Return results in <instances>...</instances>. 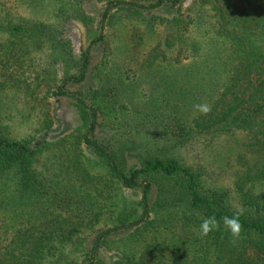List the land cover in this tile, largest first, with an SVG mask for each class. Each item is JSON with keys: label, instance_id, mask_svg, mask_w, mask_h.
<instances>
[{"label": "trees", "instance_id": "obj_1", "mask_svg": "<svg viewBox=\"0 0 264 264\" xmlns=\"http://www.w3.org/2000/svg\"><path fill=\"white\" fill-rule=\"evenodd\" d=\"M13 1L0 0V104L13 91L22 95L19 109L48 115L52 96L68 98L79 129L59 175L46 177L35 163L47 141L11 139L0 114V190L19 224L0 264H104L100 253L111 248V264H264V0ZM44 7L53 9L46 19L19 11ZM75 24L94 32L78 55ZM118 24L128 28L127 61L111 47ZM95 46L101 57L93 64ZM90 77L87 90L66 88ZM201 103L207 114L195 110ZM101 128L107 136L99 139ZM235 132L262 156L236 177L238 209L175 155L177 143ZM125 193H139L136 208L120 203ZM114 207V225L80 249L79 236ZM234 213L236 240L221 221ZM213 215L220 226L200 236L201 218ZM76 241L82 253L69 260L64 252Z\"/></svg>", "mask_w": 264, "mask_h": 264}, {"label": "rangeland", "instance_id": "obj_2", "mask_svg": "<svg viewBox=\"0 0 264 264\" xmlns=\"http://www.w3.org/2000/svg\"><path fill=\"white\" fill-rule=\"evenodd\" d=\"M189 3L190 0H186L184 7ZM11 4L15 6L17 3L16 1L9 0V6H13ZM99 6L94 5L90 7V13L94 14L98 11L100 9ZM52 10L51 7H44L38 10L19 8L22 15L34 19H46ZM173 10L165 8L162 13L164 16H170ZM71 32L75 52L78 55L89 45L94 32H92V29L86 31L78 24L73 26ZM110 34L111 47L116 58L119 61L129 60L128 28L120 24L114 25L110 28ZM89 54L92 57V63L95 64L100 60L101 49L95 46ZM94 84L95 80L90 77L80 86L68 84L66 88L70 92L76 89L87 90ZM21 97L22 95L15 94L11 91L3 96L0 104V114L4 117V125L8 127L9 137L18 141L27 139L46 140L48 147L38 155L35 166L46 177H53L56 174L59 175V162L61 161L63 149L67 146L68 139L75 136L79 129L78 116L72 105V101L68 98L64 99L52 96L49 100L48 117L47 113H42L37 108L22 107L19 109L17 103L21 100ZM49 119L50 125L48 127ZM106 136L107 133L103 128L96 133V137L99 139L105 138ZM175 155L179 156L187 165L202 169L205 177V186L210 189L224 191L228 195L230 203L236 209L239 208L237 194L234 188L236 177L241 175L246 168L253 167L255 163H258L259 159H262L261 155L252 152L248 148L246 136L240 132L216 136L200 135L186 143H177ZM91 170L92 173H102L99 165L92 166ZM63 175H65V172ZM59 177L62 178V175ZM124 196V200H120V203L124 201L131 208H136V203L140 197L139 193H125ZM13 209L14 207L11 206L8 196L0 190V253L13 237L14 229H17L19 226V224L15 225L14 223L13 225L11 222ZM119 209L114 207L113 211L111 209L109 212L107 209L98 226L79 236V240L83 242L80 249L82 247L84 250L88 249L90 241L97 232L114 225L116 213ZM22 223L24 222L22 221L20 224ZM75 244L76 248L74 246L72 249V246H70L64 252L65 257L69 260L78 258L82 253L76 252L79 242L76 241ZM117 255L113 248L111 250L103 249L100 253V258L104 264H111Z\"/></svg>", "mask_w": 264, "mask_h": 264}, {"label": "clouds", "instance_id": "obj_3", "mask_svg": "<svg viewBox=\"0 0 264 264\" xmlns=\"http://www.w3.org/2000/svg\"><path fill=\"white\" fill-rule=\"evenodd\" d=\"M194 108L201 114H207L211 110L210 106L206 103L196 104L194 105ZM239 215V213H234L232 216L225 215L221 217L224 228L228 231L233 240L238 239L241 233ZM219 226L220 221H218L214 215L206 218L202 217L199 225V235L207 236L209 233L215 231Z\"/></svg>", "mask_w": 264, "mask_h": 264}]
</instances>
